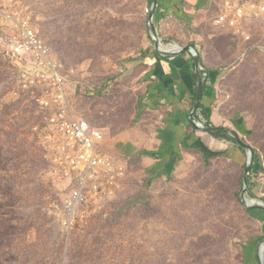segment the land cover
<instances>
[{
  "label": "rangeland",
  "instance_id": "obj_1",
  "mask_svg": "<svg viewBox=\"0 0 264 264\" xmlns=\"http://www.w3.org/2000/svg\"><path fill=\"white\" fill-rule=\"evenodd\" d=\"M151 1L0 0L75 70V113L104 131L106 154L128 164L120 187L87 205L65 234L57 214L68 193L59 163L63 139L45 120L41 93L22 88L0 48V264H257L264 212H249L240 200L244 149L196 126L188 135L200 144L183 145L169 168L163 151L110 149L136 128L149 142L165 112L153 106L155 85L147 90L150 79L136 60L155 51L146 15ZM222 2L177 17L173 33L160 37L165 46L201 48L202 66L212 73L205 97L213 103L194 120L226 128L252 147L246 196L264 202V15L245 23L244 40L216 23ZM194 104L191 98V112Z\"/></svg>",
  "mask_w": 264,
  "mask_h": 264
},
{
  "label": "built area",
  "instance_id": "obj_2",
  "mask_svg": "<svg viewBox=\"0 0 264 264\" xmlns=\"http://www.w3.org/2000/svg\"><path fill=\"white\" fill-rule=\"evenodd\" d=\"M154 12L155 3L146 10L148 20ZM263 15L264 0H223L216 23L228 28L233 36L249 40L245 23ZM0 27L4 32L1 54L14 69L22 88L41 93L39 102L45 120L63 139L59 163L68 193L57 214L62 231L70 234L87 205L107 199L120 187L128 164L106 154L104 131L75 113L69 99L75 70L54 54L31 22L0 6ZM172 46L182 49L179 44ZM201 72L208 81L210 73L203 66Z\"/></svg>",
  "mask_w": 264,
  "mask_h": 264
},
{
  "label": "crops",
  "instance_id": "obj_3",
  "mask_svg": "<svg viewBox=\"0 0 264 264\" xmlns=\"http://www.w3.org/2000/svg\"><path fill=\"white\" fill-rule=\"evenodd\" d=\"M210 1L161 0L155 11V22L158 19L156 28L159 35L162 36V33L164 36L171 35L173 33L172 25L178 16L184 19L189 18L196 11L208 6ZM150 3L154 4L155 0ZM165 58L163 55L154 52L145 56L142 53L137 61V66H142L143 69L142 77L150 79L145 84L147 90L149 91L152 89V85H155L152 89L154 93L151 94L153 96L152 101L155 103L153 106L165 110L158 123L159 126L151 130L149 142H147L145 130L140 128H136L130 131L128 135L112 142L110 149L116 155H121L119 151L125 150L131 155L140 151H163L161 156L168 166L167 158H170L171 161L174 160L182 151L183 145L200 144L199 136L193 133L188 135L189 129L193 126L189 119L191 111L188 105L190 99L194 97L193 75L197 72L196 63L190 60L188 54L170 59ZM211 77L212 73H210V79L205 81L202 99V103L207 107L213 103L211 97H205L207 84L211 83ZM143 160L151 162V159H146V157ZM154 162H156L154 164H158L161 160L158 159Z\"/></svg>",
  "mask_w": 264,
  "mask_h": 264
},
{
  "label": "water",
  "instance_id": "obj_4",
  "mask_svg": "<svg viewBox=\"0 0 264 264\" xmlns=\"http://www.w3.org/2000/svg\"><path fill=\"white\" fill-rule=\"evenodd\" d=\"M159 1L160 0H155V11H156V8L159 4ZM149 26L151 28V34H152L153 40L155 42V50L159 54L163 55L164 57H170V58L179 57V56L185 55L189 52L194 55L195 60H196V68H197L196 73H197L198 81H197V95H196L195 104H194L192 112L190 113V116H189L190 123L193 126H196L197 129L200 131H205L208 133H218V134L232 140L239 147H241L242 149L245 150L246 166H245L244 175H243V179H242V190L240 193V200L243 203V205L245 206V208H247V209H252V208L264 209V202L263 201H258L257 203L251 202V200L249 198H247V196H246V189H247V185H248L247 176L249 174V170H250L251 164H252V159L254 156V151H253L252 147L249 146L244 141H242L234 132L229 131L226 128L211 127V126L206 127L202 123H200L201 125H198L197 122L194 120L196 114L198 113V110L200 109V105L202 103V99H203V95H204V88H205V80H204L202 72H201L202 57L200 55V52H199L197 46L196 45L184 46V47H182V49L178 50L177 52L163 51L161 49L163 40L160 37V35L157 31L156 25H155V12L149 18ZM257 252H258V260H259L260 264H264V239H262L260 241V243L258 245Z\"/></svg>",
  "mask_w": 264,
  "mask_h": 264
},
{
  "label": "trees",
  "instance_id": "obj_5",
  "mask_svg": "<svg viewBox=\"0 0 264 264\" xmlns=\"http://www.w3.org/2000/svg\"><path fill=\"white\" fill-rule=\"evenodd\" d=\"M161 1V0H160ZM160 1H159V3H160ZM178 17H181V16H178ZM197 46V45H196ZM197 48H198V50H199V52H200V55H202V51H201V48L200 47H198L197 46ZM152 52H154L155 54H159L156 50L154 51V50H150V51H145V52H143V55L145 56V55H147V54H150V53H152ZM165 59H170L169 57H166ZM136 60H138V59H136ZM195 63H196V60H195ZM210 73V72H209ZM197 80H198V77H197V74L195 73L194 75H193V81H194V86H195V91H194V101L196 100V95H197ZM206 108H207V106H205L203 103H201V105H200V109H204V111L206 110ZM205 116L207 117V124H210V113H208V112H205ZM241 119H238L235 123H233L234 124V127L236 128V129H238V131L241 133L242 132V129L239 127V125L241 124ZM213 136H215V137H221V138H223V139H227L226 137H224V136H220L218 133H211ZM141 155H146V156H149V157H154V156H158V154L157 153H154V152H142L141 153ZM254 156H253V159H252V164L254 163ZM171 163V159L170 158H167V164H168V166H167V168H169L171 165H172V163ZM169 170V169H168ZM246 210L247 211H249V212H252V211H259V212H264V209H261V208H252V209H247L246 208ZM256 262H257V264H260V262H259V260H258V257L256 256Z\"/></svg>",
  "mask_w": 264,
  "mask_h": 264
},
{
  "label": "bare ground",
  "instance_id": "obj_6",
  "mask_svg": "<svg viewBox=\"0 0 264 264\" xmlns=\"http://www.w3.org/2000/svg\"><path fill=\"white\" fill-rule=\"evenodd\" d=\"M161 49L163 51H166V52H177L179 50V47H177V46H165L162 44ZM198 125H201V124L199 123ZM250 200H251V202H255V203L258 202L257 200H254V199H250Z\"/></svg>",
  "mask_w": 264,
  "mask_h": 264
},
{
  "label": "flooded vegetation",
  "instance_id": "obj_7",
  "mask_svg": "<svg viewBox=\"0 0 264 264\" xmlns=\"http://www.w3.org/2000/svg\"><path fill=\"white\" fill-rule=\"evenodd\" d=\"M220 135V134H219Z\"/></svg>",
  "mask_w": 264,
  "mask_h": 264
}]
</instances>
